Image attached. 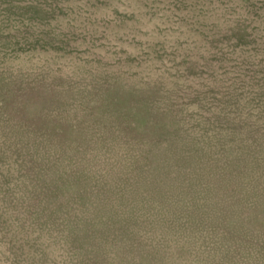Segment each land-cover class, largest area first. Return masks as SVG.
<instances>
[{
  "label": "rangeland",
  "instance_id": "374dc122",
  "mask_svg": "<svg viewBox=\"0 0 264 264\" xmlns=\"http://www.w3.org/2000/svg\"><path fill=\"white\" fill-rule=\"evenodd\" d=\"M0 264H264V0H0Z\"/></svg>",
  "mask_w": 264,
  "mask_h": 264
}]
</instances>
